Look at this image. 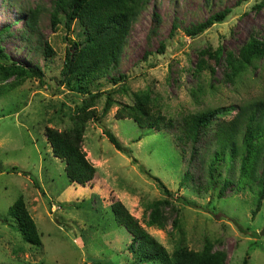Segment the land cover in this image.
I'll return each mask as SVG.
<instances>
[{"label":"rangeland","instance_id":"374dc122","mask_svg":"<svg viewBox=\"0 0 264 264\" xmlns=\"http://www.w3.org/2000/svg\"><path fill=\"white\" fill-rule=\"evenodd\" d=\"M53 1L0 0V30L10 27L0 47L14 62L38 67L43 74L42 79H27L0 95V264H142L129 252V233L114 221L113 201H120L169 253L178 247L201 251L208 242L213 251L225 254L226 264H264V236L259 234L264 230V201L252 217L255 198L249 192L227 191L221 200L218 186L209 193H191L190 183L179 186L185 162L174 136L180 130H148L115 117L120 106L131 105L133 94L143 90L151 93L163 116L172 118L177 128L189 113L234 106L226 115L231 119L237 106L264 98V60L233 84L224 80V56L219 63L204 56L215 68L214 76L194 72L203 50L222 47L235 53L249 35L264 41V0H149L131 25L120 63L108 75L116 82L105 78L90 90V94L104 92L91 106L98 116L106 97L114 103L100 120L85 124L82 150L96 168L85 186L68 182L64 162L53 157L45 136V127L58 131L70 127L89 97L58 83L69 45L63 38L79 40L82 33L76 22L68 31L52 29ZM36 7L41 9L37 35L23 39L24 15ZM224 9L230 13L222 23L195 38L186 36L185 28ZM37 37L53 49L52 58L44 57ZM104 131L129 152L117 151ZM238 163L228 154L223 157L217 168L221 181L236 180ZM179 196L195 205L179 204ZM19 197L36 225L39 247L26 243L7 216ZM158 200L170 203L163 207L167 218L163 230L145 225L147 205Z\"/></svg>","mask_w":264,"mask_h":264},{"label":"trees","instance_id":"16d2710c","mask_svg":"<svg viewBox=\"0 0 264 264\" xmlns=\"http://www.w3.org/2000/svg\"><path fill=\"white\" fill-rule=\"evenodd\" d=\"M208 1L210 0H205ZM148 2L149 0H54L52 2L50 11L52 29L57 32L59 27H63L68 31L70 25L76 22L82 33L79 40L72 41L66 36L63 38L69 42V45L64 53L58 83L71 92L89 96L85 105L75 114L70 127L62 131L45 127V136L53 157L64 162V172L69 183L85 186L96 174V168L86 159V154L82 150L85 124L89 120H100L114 102L110 96L106 97L102 113L98 116L91 106L104 92L90 94V90L105 78L116 82L114 77L110 78L108 75L120 63L131 25L140 10L147 7ZM40 13L41 9L38 7L28 9L25 13L24 30L21 34L23 39L29 40L37 35ZM229 13L230 9L214 13L205 21L185 28L184 32L186 36L195 38L214 24L222 23ZM9 31V26L2 28L0 40L8 36ZM38 43L45 58H52L55 55L46 41L40 43L38 39ZM204 56L214 60L215 63H219L224 56V80L233 84L246 70L255 67L259 60H264V41L249 35L235 53L224 51L222 47L212 52L210 50L199 52L194 72L199 76L203 72H208L212 77L215 68L207 64ZM11 78L14 80L7 82ZM30 78L42 79L43 74L38 67H27L14 62L0 47V81L5 82L0 84V95L14 90ZM233 107L224 106L189 113L180 119L181 123L177 128L172 118L163 116L151 93L143 90L133 94L131 105L120 106L115 117L128 118L138 127L148 130H180L181 134L174 136L180 144L181 158L185 162V170L181 174L179 186L185 187L190 183L191 188L187 190L197 195L214 191L218 186L219 200L225 198L227 191L249 192L255 198V207L251 212V216L255 217L264 201V98L237 106L234 116L226 119V115L233 111ZM104 135L117 151L129 152L120 145L111 132L104 131ZM188 144L190 147L186 150ZM213 146L221 152L218 154L216 149L212 150ZM227 154L232 160H239L235 181L227 177H223L221 181L222 175L217 172L219 163ZM16 170V168L11 169V171ZM161 189L166 196H170L165 186H161ZM176 200L183 206L195 205L184 196H179ZM169 204L168 200H158L147 205L148 216L145 225L163 230L167 222L163 207ZM110 208L115 223L129 233L131 237L129 252L134 255L138 263L226 264L225 254L221 251H213L212 244L208 242L201 251L178 247L169 253L145 231L120 201H113ZM7 216L14 221L17 231L26 243L37 247L41 245L36 225L22 197L8 208ZM172 223L173 227H177V219Z\"/></svg>","mask_w":264,"mask_h":264},{"label":"water","instance_id":"95a60500","mask_svg":"<svg viewBox=\"0 0 264 264\" xmlns=\"http://www.w3.org/2000/svg\"><path fill=\"white\" fill-rule=\"evenodd\" d=\"M259 234H260L261 236H264V230H262Z\"/></svg>","mask_w":264,"mask_h":264}]
</instances>
